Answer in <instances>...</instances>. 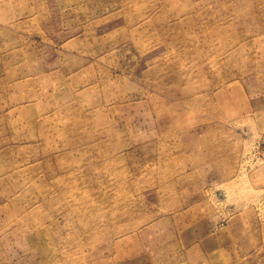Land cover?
<instances>
[{"label":"rangeland","instance_id":"374dc122","mask_svg":"<svg viewBox=\"0 0 264 264\" xmlns=\"http://www.w3.org/2000/svg\"><path fill=\"white\" fill-rule=\"evenodd\" d=\"M0 264H264V0H0Z\"/></svg>","mask_w":264,"mask_h":264}]
</instances>
